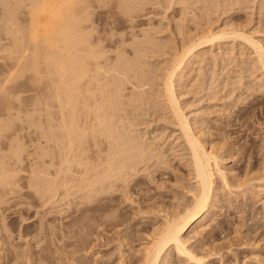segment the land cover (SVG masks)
Here are the masks:
<instances>
[{
  "label": "rangeland",
  "instance_id": "rangeland-1",
  "mask_svg": "<svg viewBox=\"0 0 264 264\" xmlns=\"http://www.w3.org/2000/svg\"><path fill=\"white\" fill-rule=\"evenodd\" d=\"M89 1L84 32L91 33L90 43L103 53H99L100 64L119 61L128 65H120L129 72L123 79L126 83H119L121 100L116 95L121 103L113 115L117 136L121 142L138 140L143 147L145 141L151 142L153 149L146 144L149 153L142 147L138 153L144 156H126L132 163L121 158L124 168L133 166L114 172L112 181L108 180L111 184H104L106 189L103 186L106 191H95L90 201L82 199L83 190L49 200L47 185L41 181L46 177L43 172L41 179L35 178L39 188L33 185V168L49 167L47 116L43 105L36 102L42 84L11 86L3 82L2 74L10 62L11 28L20 13L27 14L24 4L30 2H22L20 8L14 1L20 8L17 12L11 1L0 0V18L1 14L8 22L15 18L9 23L11 35L6 33V20L0 19V165L16 171L13 193L4 195L0 190V264H142L143 248L154 231L161 229L166 215L192 202L190 195L196 186L190 152L161 96L162 71L174 48L191 36L186 42H194L205 28L217 32L220 27L227 32L243 31L264 46V0H124L125 5L122 0H108L107 6L101 0ZM118 4L119 9L126 8L119 10ZM8 11L13 18L6 15ZM251 51L239 37L214 39L194 49L184 74L175 80L183 113L205 148L218 158L229 184L216 175L209 209L184 234L188 247L203 258L202 264H264V75L252 62L255 55ZM188 69L192 72L187 77ZM118 172L125 173L120 176ZM58 193L63 195V189ZM10 243L26 250L27 262L14 255ZM159 261L192 264L172 248Z\"/></svg>",
  "mask_w": 264,
  "mask_h": 264
},
{
  "label": "bare ground",
  "instance_id": "bare-ground-1",
  "mask_svg": "<svg viewBox=\"0 0 264 264\" xmlns=\"http://www.w3.org/2000/svg\"><path fill=\"white\" fill-rule=\"evenodd\" d=\"M9 1L12 2V5L15 1V3L19 4L18 7L20 8H23V6L21 7V3L26 2V0L21 3H18L19 0H8V2ZM99 1L100 0H98V2ZM103 1L106 3L104 6H107L108 0L107 2L101 0L100 3H103ZM122 1L125 5V1L127 0ZM27 2H30L28 3L29 5L23 3L26 5V9H29L27 14L24 15V12H19L20 15L22 14L21 16H25H23V20L19 19L21 17L20 15H18L16 19L13 18V14L9 12L13 9L12 7L14 5V11L17 10L15 9V7H17L15 3L13 6L9 5L12 6L10 10L8 7L6 8L8 5L4 6V8L9 10L8 14L6 13L7 10L4 14H10L9 16H12L13 20L15 19L16 21L14 20L15 25L11 28L13 30L12 37H14V39L11 37V39H13L11 40L12 48L7 55V59L10 62H8V66L4 70L5 74H2L4 75L3 82L12 83L11 86L25 82H39L37 85L42 84L41 96L36 99V102H39L38 105H43L41 110H43L47 116V130L49 131V165L47 166L49 167H47L46 170L43 168L45 171L42 168L41 170L40 168L37 170V168L34 167L33 169L35 171H33L34 173L32 175L35 181V178L36 180L41 179L42 174L40 175V172L44 173L46 177L41 181L47 185L46 192L51 201H57L58 197L63 198L71 192L76 193V190L77 192L82 190L85 191L84 196L86 199L83 195L82 199L90 201V198L94 197L95 194L98 193L97 191L103 188L104 184H107V182L111 184V178L115 176L114 172L121 171L122 169L125 170L128 167V164L125 165V167H127L124 168V165L121 164L122 162L119 163L123 161L121 158L124 157V160H128V158L125 159L126 156L130 158L133 157V155L135 156V153L137 154L139 151L142 153L141 148L143 146H140L142 144H140L138 140L134 139V142L138 141L134 143L133 138L130 140L127 138L126 140H129L130 143L124 139L123 140L127 143L123 140L121 142L120 139L122 137L119 138L120 133L119 130L116 129L117 121L114 123L116 118H114L113 115L117 114V106L121 104L119 103L122 97V95H120L122 88H120V84L121 82L126 83L124 80L129 70L127 71L120 67L123 63L119 64V61H116V64L112 62L113 65L110 64L106 58L103 61H107L108 64H101L103 66L107 65V67L101 66L100 62L102 61L99 60H102L101 57L103 53L101 54L99 48L91 44L92 42L89 36L91 33L86 30L87 26L85 27V25H83L85 21L89 20H85L89 17V14L87 15V12L90 10L88 6L91 5H88V2L91 3L89 0H27ZM118 6H120V4H118L117 7ZM20 8H18L17 12ZM124 8L126 7L124 6ZM26 9L23 11H27ZM16 14L17 13L14 12V15ZM2 15L3 14H1L0 19H4ZM6 17L7 16H5L4 21L6 20L8 22V18L6 19ZM6 21L5 24L9 25H7L9 29H6L5 25L6 33L8 31L11 35L12 32L10 31L12 30L10 27L12 24L10 25L9 23H12V21L8 23ZM21 21L25 23L23 24ZM17 22L20 24L22 23L21 27ZM84 27L86 28L85 32ZM205 30L206 28L203 31L201 30L202 32L200 31L201 33L199 35L202 34L201 36L197 38L193 36L196 38L194 42H186V40L193 39L191 36L190 39H185L187 44L184 42L178 49L174 48L175 51L173 50L174 53L172 52L173 54L171 59H169L170 62H168V66L166 65L167 67L164 68L165 71H162L164 73H161L163 75V77H161L162 94L160 92L161 96H163L162 100L167 104L166 106L169 113L171 112L173 115L176 127L180 132L179 134L190 152L192 170L194 173L193 176H195L196 180L195 190H193L194 192L192 191L190 195L192 202L182 207L181 210L174 212V214L172 213L170 216L166 215L161 229L159 228L160 230H157L158 232L154 231V233H156L155 236H151L153 238L149 240L150 243L148 242V245L143 248L142 264H159L160 257H162V254L165 253L168 248L174 249L177 255L185 258L189 263L202 264L203 258L198 257L199 255L197 256V253L188 247V240L184 237V234L189 228H192L194 224L197 225L203 220L205 213L209 209L210 202L213 200V192L215 191L214 180L216 175L222 177L226 186L228 184L225 179L226 174L223 173L218 166V158L216 159L213 152L207 150L200 141V138L197 137L188 117L183 113L176 95L175 80L179 74H184L183 70L185 68V63L190 60L191 56L194 54V49L200 45H207L214 39L221 40L224 37L229 39V36H232V39L233 37H239V39L244 40V42L248 44L250 50L252 49L251 53L253 52L255 55V61L252 62H254L258 70L261 71V75H264V46L261 42L255 40L254 36L243 33V31L237 32V29H232L227 32L226 29V31L223 29L221 30V27L220 31L216 30L217 32H214L215 30L213 31L211 28ZM111 35L112 34L109 36L110 39L108 38L109 41L113 39V35ZM219 37L222 38L219 39ZM96 48L99 51H96ZM99 53L102 56L99 55ZM117 64L119 65L116 66ZM125 64L122 66L126 67L127 64ZM111 65L112 67H109ZM130 66L132 67V65H129V68ZM187 72L185 75L187 74V77L189 75L191 76L192 71L189 70ZM109 73H111V75ZM136 73L138 75V72ZM120 75H124L122 79ZM137 75L135 76L134 72L133 76L138 79L139 77ZM127 79H129V77ZM102 80L104 81L102 82ZM123 83L121 85H123ZM2 88L1 90L6 94V88ZM96 92L100 94V96H98L99 98L96 97ZM118 94L120 96L119 101L118 98H116ZM41 105H39V107ZM120 108L121 105L119 109ZM39 110L40 109H37V111ZM6 112L7 117L12 119L9 115L8 108H6ZM113 124L116 127H114ZM131 142H133V145ZM145 142L143 147L144 150L145 146L148 145V142ZM122 144L123 146L120 148ZM125 144H131V146H127L126 148L124 147ZM150 144L152 145L151 142ZM150 144L147 147L150 146L152 150L153 148ZM102 145H104V148L101 147ZM145 151L147 153L150 152H148V150ZM145 151H143V153ZM90 152H92L94 156L92 153L90 154ZM140 156H144V154L138 157ZM141 158H138L139 161L144 157ZM128 161L131 160L129 159ZM139 161L137 162L136 159L137 164ZM124 162L125 161H123V164ZM130 163H132V161ZM133 163H135V160ZM116 164H121L122 166L118 168ZM132 166L133 165H131L130 168ZM130 168L128 167L127 169ZM121 172L120 174L119 172L116 173V175L119 174L122 176L121 174L125 173ZM15 176V170L0 165V190L4 192V195L13 191L12 185L15 184ZM110 179L111 181L109 183L108 180ZM37 184L38 183L35 181L33 185L38 187ZM74 187H76L75 190L73 189ZM60 188L63 189V195L58 193ZM104 188L106 189L107 187L104 186ZM72 189L74 191H72ZM95 191L96 193L94 194ZM3 224L6 227V224ZM7 238L11 240L9 232ZM10 245L13 246L12 248L14 249L13 251L16 257H23L22 259H25L27 255H29L23 248V250H19L20 248L12 245V243H10ZM27 259H25L26 262ZM29 261L30 260H28V262Z\"/></svg>",
  "mask_w": 264,
  "mask_h": 264
}]
</instances>
